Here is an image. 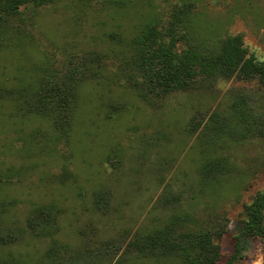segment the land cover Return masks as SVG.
<instances>
[{"label": "rangeland", "instance_id": "374dc122", "mask_svg": "<svg viewBox=\"0 0 264 264\" xmlns=\"http://www.w3.org/2000/svg\"><path fill=\"white\" fill-rule=\"evenodd\" d=\"M182 2L189 12L175 27L178 50H208L238 34L264 63V0H55L23 8L13 21L15 39L9 34L0 46V227L20 235L0 245V257L14 255L21 264H177L139 256L128 243L185 212L197 226L227 218L223 261L236 252L245 205L264 190V139L216 138L205 123L213 111H227L236 94L264 115V90L236 78L197 80L155 98L127 80L139 29L152 21L166 32ZM83 63L96 73L78 80L69 129L25 113L26 89ZM216 155L228 171L217 186L204 187L199 169ZM98 192L106 193L102 208L94 203ZM52 204L56 232L32 236V209ZM241 245L235 264H264V236L243 237Z\"/></svg>", "mask_w": 264, "mask_h": 264}, {"label": "trees", "instance_id": "16d2710c", "mask_svg": "<svg viewBox=\"0 0 264 264\" xmlns=\"http://www.w3.org/2000/svg\"><path fill=\"white\" fill-rule=\"evenodd\" d=\"M54 1L0 0V46L4 45L9 34L11 39H15L12 23L21 16L23 8H39ZM188 12L189 4L182 2L173 9L166 32L156 22L148 21L135 35V53L127 61V80L137 92L143 97L157 98L176 90H188L197 80L232 78L255 81L264 90V63L249 53L241 35H230L208 50H199L196 46L178 50L175 27ZM21 34L22 31L19 32ZM95 73L94 65L83 63V66L73 67L61 77L56 76L33 89L29 87L26 90L31 94L25 99L28 105L25 113L52 118L58 129H69L77 109L78 80ZM205 125L207 130L214 131L216 138L224 135L239 142L252 137L264 139V115L245 94L234 95L227 111H213ZM227 171L223 156L207 157L199 169L203 186L210 187L212 182L217 186L219 175ZM105 194L96 193L94 203L97 207H103ZM58 212L54 204L34 207L27 220L29 233L36 237H51L57 230ZM227 223L228 219L223 217L209 226H197L198 219L194 215L176 213L146 233L137 232L129 241L128 248L142 257L174 260L177 264H235L242 254L243 237L264 236V190L257 192L245 205L244 225L237 237L236 252L223 261L220 239L226 232ZM18 235L20 233H5L0 227V245L17 240ZM56 250L53 247L48 255ZM0 264H21V260L10 255L0 257Z\"/></svg>", "mask_w": 264, "mask_h": 264}]
</instances>
